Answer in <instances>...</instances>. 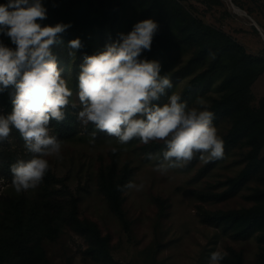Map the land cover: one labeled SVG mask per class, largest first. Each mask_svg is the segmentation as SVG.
I'll list each match as a JSON object with an SVG mask.
<instances>
[{
  "label": "rangeland",
  "instance_id": "374dc122",
  "mask_svg": "<svg viewBox=\"0 0 264 264\" xmlns=\"http://www.w3.org/2000/svg\"><path fill=\"white\" fill-rule=\"evenodd\" d=\"M237 6L247 11L264 32V0H236ZM185 8L206 23L224 31L243 45L248 53L264 57V37L242 12L234 11L231 0H183ZM129 9L108 23L103 30L88 31V41L95 54L103 50L106 43L117 39L118 33L131 31L141 21V12ZM67 43L55 46L58 66L63 69V78L69 81L73 101L77 107L69 108L75 117V132L63 141L61 156L48 157L50 170L35 190L17 194L12 186L10 165L17 159H28L24 142L17 130L10 134L11 143H0V245L9 253L8 264H210L212 252L221 250L230 253L233 248L242 251L243 264H254L260 251L256 234L248 238H236L222 226L203 220L206 212L249 208L256 204L249 195L264 188V176L251 178L235 195L217 200L215 194L228 188L231 178L239 175L248 163L251 149L245 142L231 148L224 158L204 163L193 159L182 169H170L167 174L155 170L161 160H149L147 153H159L165 146L161 142L145 145L133 140L120 146L115 138L98 133L95 143H90V124L81 126L77 114L81 110L76 93L78 75L83 51L69 56ZM195 47L177 44L170 56L168 77L175 93L186 101L189 107H198L203 99L209 105L219 97L220 83L224 73L215 74L196 86L192 80L205 71L212 58L201 63H192ZM254 108L264 98V72L251 86ZM167 102V96L160 103ZM0 114H6L0 106ZM220 137L232 127V120L222 117L214 122ZM55 132V122L50 121ZM112 147L120 149L116 154ZM126 148V150H124ZM262 153H264V148ZM162 159V158H161ZM116 163L118 172L128 166L132 169L130 181L143 184L141 191L125 190L123 208L129 223L125 227L118 215L111 209L101 190L100 176ZM22 199L28 214H37L32 235L17 242L6 234L11 224V202ZM77 203V215L83 221H91L101 233L109 237L110 253L114 259L109 262L94 251V244L87 233L75 229L69 219L73 200ZM59 204L54 210L52 204ZM222 264V261H221Z\"/></svg>",
  "mask_w": 264,
  "mask_h": 264
},
{
  "label": "clouds",
  "instance_id": "9594fccd",
  "mask_svg": "<svg viewBox=\"0 0 264 264\" xmlns=\"http://www.w3.org/2000/svg\"><path fill=\"white\" fill-rule=\"evenodd\" d=\"M46 19L43 0L0 4V35L15 45L12 48L0 41V92L8 91L12 103L10 113L0 114V143H11L15 129L29 156L10 165L17 194L39 187L50 170L48 157L62 159L63 141L52 134L50 121H64L67 107H77L53 51L63 44L62 34L71 24L46 25L42 23ZM159 29L154 19L138 21L127 34L118 33L103 50L85 55L76 95L81 108L79 124L84 128L91 124L94 129L89 133L90 143H95L98 133L115 138L120 146L133 140L145 145L161 142L165 146L161 152L146 155L149 160H161L155 170L163 175L184 168L195 158L204 163L223 159L224 141L213 123L215 113L209 110L210 105L200 99L198 107H189L181 96L168 95L173 83L161 75V62L142 58L144 52L151 51ZM82 47L79 38L68 41V55L74 57ZM210 56L215 58L213 53ZM165 96L167 102L161 104ZM118 151L111 148L113 154ZM143 187L133 181L116 186L121 192ZM227 255L226 251L212 252L210 264H221Z\"/></svg>",
  "mask_w": 264,
  "mask_h": 264
},
{
  "label": "trees",
  "instance_id": "16d2710c",
  "mask_svg": "<svg viewBox=\"0 0 264 264\" xmlns=\"http://www.w3.org/2000/svg\"><path fill=\"white\" fill-rule=\"evenodd\" d=\"M8 0H0L6 4ZM232 2L237 3L236 0ZM47 9V19L42 23L55 25L57 23L71 24L62 34V40L68 42L79 38L83 47L79 49L86 55H93L88 31L94 28L103 30L105 26L116 20L120 14L129 9L142 10V18L154 19L160 29L154 37L151 51L143 53L142 58L158 59L162 64L161 75H169L170 56L177 44H186L195 47L191 59L192 63L204 62L215 55L209 67L197 75L192 82L196 86L205 85V82L215 74L224 73L219 85L220 96L213 99L209 110L215 113L214 122L222 117L232 120V127L222 136L224 154L245 142L251 147L248 153V163L238 176L231 178L229 186L221 193L215 194L217 200L227 199L235 195L253 177L264 176V98L259 106L250 105L252 100L251 86L264 72V57L248 53L243 45L224 31L206 23L189 12L183 0H43ZM0 41L14 48L8 37L0 35ZM11 91V89L9 90ZM0 106L6 114L12 110L11 97L8 91L0 92ZM55 122V132L60 137H70L75 132V117L73 111L66 109V118L62 122ZM132 169L128 166L118 172L116 163L100 176V187L104 192L111 209L118 215L125 227L129 226L123 208V192L118 191L117 185H124L130 181ZM256 204L249 208L225 211L206 212L203 220L222 226L226 232H231L236 238H248L256 234L260 251L254 264H264V188L249 195ZM69 212V219L76 230L87 233L94 244V251L99 256L113 262L110 253L109 237L101 233L98 226L91 221H83L77 215V203L74 199ZM54 210L59 204H52ZM11 224L6 234L17 242L24 241L36 230L37 217L35 210L28 214L22 199L11 202ZM9 253L5 245H0V264H8ZM242 251L230 249L222 264H243Z\"/></svg>",
  "mask_w": 264,
  "mask_h": 264
},
{
  "label": "water",
  "instance_id": "95a60500",
  "mask_svg": "<svg viewBox=\"0 0 264 264\" xmlns=\"http://www.w3.org/2000/svg\"><path fill=\"white\" fill-rule=\"evenodd\" d=\"M231 1H232V0H231ZM232 6H233L235 12L237 11L236 8H237V9H241V10H242V11H243V12H244V13H245V14L251 19L252 24L255 25V26L257 27V29L260 31V33H261L262 36L264 37V32H263L261 26L258 24V22H257L255 19H253V18L248 14L247 11L243 10L241 7L237 6V5L234 4L233 2H232Z\"/></svg>",
  "mask_w": 264,
  "mask_h": 264
},
{
  "label": "bare ground",
  "instance_id": "6f19581e",
  "mask_svg": "<svg viewBox=\"0 0 264 264\" xmlns=\"http://www.w3.org/2000/svg\"><path fill=\"white\" fill-rule=\"evenodd\" d=\"M236 10H237L238 12H242V14H245L241 9H237V8H236Z\"/></svg>",
  "mask_w": 264,
  "mask_h": 264
}]
</instances>
